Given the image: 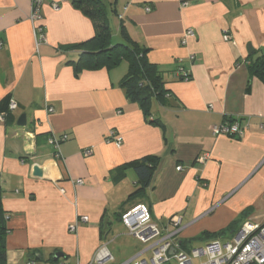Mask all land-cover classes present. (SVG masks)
<instances>
[{
	"label": "crops",
	"instance_id": "0c3cea01",
	"mask_svg": "<svg viewBox=\"0 0 264 264\" xmlns=\"http://www.w3.org/2000/svg\"><path fill=\"white\" fill-rule=\"evenodd\" d=\"M105 3L116 5L112 44L127 39L146 50L161 75L165 96L152 98L148 116L120 87L126 62L76 72L80 50L70 47L93 38L95 28L72 0H45L36 24L29 21L30 0H0V102L17 103L0 123L7 264H88L137 204L160 229L171 231L169 220L179 217L182 248L191 230L206 243L230 239L245 223L264 224V85L248 71L264 53V0ZM188 28L193 37L182 45ZM22 114L26 126L18 127ZM234 122L244 128L242 138L213 136L212 127ZM52 134L68 136L59 159L48 143ZM145 156L159 157L151 186L124 205L136 190L125 165ZM201 156L204 164L196 161ZM35 165L44 170L41 178L32 175ZM79 217L88 222L77 223ZM56 253L63 256L55 262ZM112 253V262H121Z\"/></svg>",
	"mask_w": 264,
	"mask_h": 264
},
{
	"label": "built area",
	"instance_id": "2783aa9c",
	"mask_svg": "<svg viewBox=\"0 0 264 264\" xmlns=\"http://www.w3.org/2000/svg\"><path fill=\"white\" fill-rule=\"evenodd\" d=\"M45 0H30L31 12L29 21L32 24L41 22V8ZM52 7L57 9L56 3H52ZM127 10V6L123 8V12ZM146 13L151 12L150 7H145ZM119 21L123 19V14H117ZM42 28H35V32L40 34L38 42H44ZM193 30L188 28L184 31L181 39V44L185 45L188 38L193 37ZM228 36L225 35V40ZM2 43L0 42V48ZM192 59V58H191ZM178 74L183 80H188V73L183 67H179ZM17 109V103L10 98L7 109L0 111V123H4L9 114ZM48 113H52L53 109L48 108ZM213 136L225 135L233 139H240L244 136V128L238 122L232 124H221L212 127ZM111 140L116 146L121 143V138L110 134ZM68 140L67 135L55 136L51 135L48 139L49 145L54 149L55 158L60 157L59 145ZM84 156L91 155V150H85ZM207 160L206 156L198 157L197 162L204 164ZM181 167H177L180 171ZM77 185H81V181H76ZM63 193V191H61ZM7 218V217H6ZM87 223V217H79L77 223ZM121 224L128 231L129 235L140 242L145 247L139 251L131 259L122 264H264V224L255 225L245 223L242 227L225 242L218 239H212L202 248L184 250L179 242L177 235L179 233L180 219L172 217L168 226L172 228L160 229L150 217L148 208L143 204H137L121 216ZM76 225L69 226V232H75ZM170 251H174L170 254ZM147 258H144V257ZM205 258V260H203ZM113 258L106 244H102L93 254L88 264H110ZM25 264H35L34 261H27ZM79 264V263H76Z\"/></svg>",
	"mask_w": 264,
	"mask_h": 264
},
{
	"label": "trees",
	"instance_id": "16d2710c",
	"mask_svg": "<svg viewBox=\"0 0 264 264\" xmlns=\"http://www.w3.org/2000/svg\"><path fill=\"white\" fill-rule=\"evenodd\" d=\"M72 4L91 19L95 28L93 38L70 47V49L80 50L79 60L74 63L76 72L109 69L118 66L121 62H126L129 72L122 80L120 87L127 98L137 103L144 115L148 116L152 98L162 99L165 96V90L159 71L146 58L147 51L140 49L127 39L122 44H112V35L108 26V10L104 0H72ZM111 13L115 14V11ZM248 71L251 78H257L264 85V53L248 63ZM249 91L250 85L248 84L247 92ZM9 100L10 98L6 97L0 102L1 112L7 109ZM158 164L159 157L145 156L125 165L124 169H131L135 173L136 190L128 196L124 205L145 196ZM2 201L3 193L0 189V264H7L6 236L9 231L6 227L7 218ZM222 234L223 232L216 236Z\"/></svg>",
	"mask_w": 264,
	"mask_h": 264
},
{
	"label": "rangeland",
	"instance_id": "374dc122",
	"mask_svg": "<svg viewBox=\"0 0 264 264\" xmlns=\"http://www.w3.org/2000/svg\"><path fill=\"white\" fill-rule=\"evenodd\" d=\"M104 2H107V0H104ZM112 5V4H111ZM115 5V4H114ZM108 6V5H107ZM113 6V5H112ZM108 6V26L110 28L111 33L113 36L115 35V18L113 14L111 13V9H113L115 6ZM118 39L115 37H112V42L117 43ZM115 229L114 236H111L107 238L106 246L111 254L112 251H115L116 257H119L121 262L119 263H111V264H122L125 261L131 259L138 251L142 250L145 246L142 245L140 242H138L136 239L131 237L128 233V231L125 229V227L120 225L119 222H115V225L113 227ZM190 239H187L188 241H183L182 245L183 248L187 246V250L195 249V248H202L206 244L202 239H198L194 234V230H191ZM113 237V238H112ZM221 242H225L226 238L219 239ZM113 256V255H112ZM114 258V257H113ZM144 258H147L146 256ZM205 260V258H203ZM43 261H37L35 264H43ZM48 263H53L52 260H48ZM174 264V263H171ZM194 264H198V262H194Z\"/></svg>",
	"mask_w": 264,
	"mask_h": 264
},
{
	"label": "water",
	"instance_id": "95a60500",
	"mask_svg": "<svg viewBox=\"0 0 264 264\" xmlns=\"http://www.w3.org/2000/svg\"><path fill=\"white\" fill-rule=\"evenodd\" d=\"M17 126L18 127H25L26 126V115L22 114L19 116L18 120H17ZM32 175L35 178H41L44 174V170L41 169L40 167H38L37 165H35L32 169ZM174 251H170V254H173ZM63 255L60 253H56L53 256V261H58L59 258H61Z\"/></svg>",
	"mask_w": 264,
	"mask_h": 264
}]
</instances>
